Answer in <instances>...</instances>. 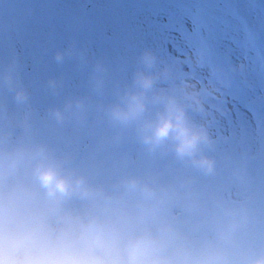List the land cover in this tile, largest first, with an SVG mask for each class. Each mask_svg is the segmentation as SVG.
Returning a JSON list of instances; mask_svg holds the SVG:
<instances>
[{
    "label": "clouds",
    "instance_id": "1",
    "mask_svg": "<svg viewBox=\"0 0 264 264\" xmlns=\"http://www.w3.org/2000/svg\"><path fill=\"white\" fill-rule=\"evenodd\" d=\"M85 53L69 46L55 61ZM130 81L106 97L97 60L89 94L48 110L56 125L94 118L107 159L83 161L27 128L31 111L18 62L0 71V264H264V184L221 153L195 93L158 87L168 76L145 48ZM55 78L48 87L57 92ZM132 144L134 153L120 152Z\"/></svg>",
    "mask_w": 264,
    "mask_h": 264
},
{
    "label": "rangeland",
    "instance_id": "2",
    "mask_svg": "<svg viewBox=\"0 0 264 264\" xmlns=\"http://www.w3.org/2000/svg\"><path fill=\"white\" fill-rule=\"evenodd\" d=\"M257 2L264 0H237L235 7L250 26L264 30V14L253 7ZM222 7L204 0H0V71L15 58L31 97L30 112L13 109L17 131L30 128L86 162L107 159L112 149L102 147L108 134L103 125L94 118L56 125L47 112L89 94L97 60L108 68L106 97L111 98L114 87L130 81L140 52L150 48L169 70L158 87L181 96L195 93L203 111L189 108L191 117L206 124L219 152L245 160L249 174L264 184L261 70L254 54L238 47L244 39L239 24L229 30L232 42L215 46L202 38L204 20L223 15ZM69 46L85 53L83 63L77 57L55 61V53ZM53 78L62 82L57 92L48 87ZM216 102L228 106L230 118L212 108ZM119 151L135 148L129 143Z\"/></svg>",
    "mask_w": 264,
    "mask_h": 264
},
{
    "label": "snow or ice",
    "instance_id": "3",
    "mask_svg": "<svg viewBox=\"0 0 264 264\" xmlns=\"http://www.w3.org/2000/svg\"><path fill=\"white\" fill-rule=\"evenodd\" d=\"M204 2L225 7H222L223 15L204 20L201 29L202 38L215 46H219L223 40L232 42L229 30L233 22L239 24L244 33V39L238 43V47L250 57L254 54L256 64L261 70V83L264 85V30L253 28L243 19L240 11L235 7L238 4L237 0H204ZM253 7L258 13L264 14V2H257ZM205 29L206 35H204Z\"/></svg>",
    "mask_w": 264,
    "mask_h": 264
},
{
    "label": "water",
    "instance_id": "4",
    "mask_svg": "<svg viewBox=\"0 0 264 264\" xmlns=\"http://www.w3.org/2000/svg\"><path fill=\"white\" fill-rule=\"evenodd\" d=\"M212 108H214L215 110H218L221 115H223L227 118L230 117V110L226 106V104H224L222 102H216L212 105Z\"/></svg>",
    "mask_w": 264,
    "mask_h": 264
},
{
    "label": "trees",
    "instance_id": "5",
    "mask_svg": "<svg viewBox=\"0 0 264 264\" xmlns=\"http://www.w3.org/2000/svg\"><path fill=\"white\" fill-rule=\"evenodd\" d=\"M226 84H227V82H225V84H224L223 86L227 88V87H228V85H230V84H227V86H226Z\"/></svg>",
    "mask_w": 264,
    "mask_h": 264
}]
</instances>
